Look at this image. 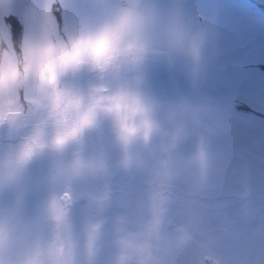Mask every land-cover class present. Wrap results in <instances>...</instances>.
<instances>
[{
  "label": "rangeland",
  "instance_id": "1",
  "mask_svg": "<svg viewBox=\"0 0 264 264\" xmlns=\"http://www.w3.org/2000/svg\"><path fill=\"white\" fill-rule=\"evenodd\" d=\"M4 121L0 264H264V0H0ZM176 202L233 225L167 253Z\"/></svg>",
  "mask_w": 264,
  "mask_h": 264
},
{
  "label": "flooded vegetation",
  "instance_id": "2",
  "mask_svg": "<svg viewBox=\"0 0 264 264\" xmlns=\"http://www.w3.org/2000/svg\"><path fill=\"white\" fill-rule=\"evenodd\" d=\"M22 124V125H21ZM20 124L21 134L19 140L21 139L22 132L25 131L26 127L23 123ZM122 190L118 189L115 193H120ZM167 191H164L166 193ZM171 207L175 208V213H164V209H170ZM218 207H202V206H183L181 202L171 203L164 206H155L154 207H144L140 210H133L131 216L128 215V218H131L137 226L140 225H150L152 228L160 231L156 235V239L161 242L163 245V250L167 253L179 251L181 254L188 255L189 253H195L197 250L195 247L187 245L188 241H197V240H209L211 238H217L218 234L211 232L213 229L210 225L203 221L205 218L204 214L211 217L214 226L230 228L233 224L225 225L222 221V217H219ZM136 211V212H135ZM168 216V217H167ZM220 219L218 220L217 217ZM153 219L150 221L149 218ZM208 217V218H209ZM119 218V217H118ZM189 225V226H188ZM192 228V229H191ZM228 232V231H227ZM238 233L231 234L229 232L228 237L236 238ZM248 234V232L246 233ZM137 234H131L134 238ZM223 235V233L221 234ZM222 237V236H220ZM247 235L242 239H245ZM228 239V238H227ZM211 256L209 254L203 256V261L205 257Z\"/></svg>",
  "mask_w": 264,
  "mask_h": 264
},
{
  "label": "water",
  "instance_id": "3",
  "mask_svg": "<svg viewBox=\"0 0 264 264\" xmlns=\"http://www.w3.org/2000/svg\"><path fill=\"white\" fill-rule=\"evenodd\" d=\"M20 128L11 123H3L0 125L1 138L5 141H15L19 135Z\"/></svg>",
  "mask_w": 264,
  "mask_h": 264
},
{
  "label": "snow or ice",
  "instance_id": "4",
  "mask_svg": "<svg viewBox=\"0 0 264 264\" xmlns=\"http://www.w3.org/2000/svg\"><path fill=\"white\" fill-rule=\"evenodd\" d=\"M105 44H106V40H105V39H101V40L97 43V45H96V47L93 49V51H100V50H102V49L104 48ZM66 55H67V54H66ZM80 55H82V50H81L79 47H77L76 50L71 54V58H72L73 60H75V59H78Z\"/></svg>",
  "mask_w": 264,
  "mask_h": 264
}]
</instances>
